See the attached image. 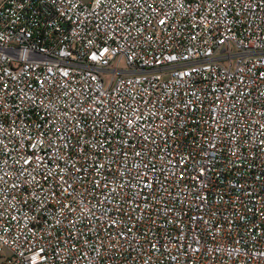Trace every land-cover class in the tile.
I'll return each mask as SVG.
<instances>
[{"label": "built area", "instance_id": "obj_1", "mask_svg": "<svg viewBox=\"0 0 264 264\" xmlns=\"http://www.w3.org/2000/svg\"><path fill=\"white\" fill-rule=\"evenodd\" d=\"M0 258L264 264V0H0Z\"/></svg>", "mask_w": 264, "mask_h": 264}, {"label": "rangeland", "instance_id": "obj_2", "mask_svg": "<svg viewBox=\"0 0 264 264\" xmlns=\"http://www.w3.org/2000/svg\"><path fill=\"white\" fill-rule=\"evenodd\" d=\"M85 1H89V0H85ZM3 253H5V255H6L7 251L5 249H3ZM0 261H1V258H0Z\"/></svg>", "mask_w": 264, "mask_h": 264}]
</instances>
